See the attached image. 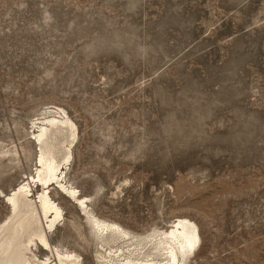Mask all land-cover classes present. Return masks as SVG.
Listing matches in <instances>:
<instances>
[{
	"label": "rangeland",
	"instance_id": "obj_1",
	"mask_svg": "<svg viewBox=\"0 0 264 264\" xmlns=\"http://www.w3.org/2000/svg\"><path fill=\"white\" fill-rule=\"evenodd\" d=\"M56 109L77 127L62 181L130 235L55 183L52 247L110 264L187 218L186 264H264V0H0V227Z\"/></svg>",
	"mask_w": 264,
	"mask_h": 264
},
{
	"label": "bare ground",
	"instance_id": "obj_2",
	"mask_svg": "<svg viewBox=\"0 0 264 264\" xmlns=\"http://www.w3.org/2000/svg\"><path fill=\"white\" fill-rule=\"evenodd\" d=\"M54 113L56 115L46 119L40 126V131L34 133L40 146V166L37 175L26 177V180L6 195L12 206V214L0 227V264L80 263L79 255L72 251H61L57 247H52L50 243L49 230L63 216V211L52 199L49 187L46 189L45 186L49 184H58L68 196L74 198L89 215L98 231L102 233L110 231L116 236L130 235L117 224L108 223L92 215L87 210L86 197L80 196L76 189L68 187L62 181V165L69 162L71 157V145L77 127L65 111L56 109ZM36 178L38 183L44 186L38 197L33 196L31 185ZM149 237L150 242L154 241L151 250L145 251L147 244L144 245V240H141L134 243L136 247L133 250L129 249L128 253L122 250L110 252V264H186L200 240L196 223L187 218H179L167 231ZM39 242L47 250L50 249L52 261L49 258L41 260L38 258L33 247Z\"/></svg>",
	"mask_w": 264,
	"mask_h": 264
}]
</instances>
